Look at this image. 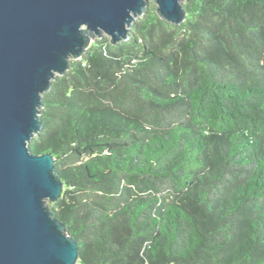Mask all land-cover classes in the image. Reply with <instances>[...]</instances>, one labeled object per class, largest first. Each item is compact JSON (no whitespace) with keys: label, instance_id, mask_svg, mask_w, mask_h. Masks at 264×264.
<instances>
[{"label":"trees","instance_id":"obj_1","mask_svg":"<svg viewBox=\"0 0 264 264\" xmlns=\"http://www.w3.org/2000/svg\"><path fill=\"white\" fill-rule=\"evenodd\" d=\"M151 4L43 96L77 264H264V0Z\"/></svg>","mask_w":264,"mask_h":264},{"label":"water","instance_id":"obj_2","mask_svg":"<svg viewBox=\"0 0 264 264\" xmlns=\"http://www.w3.org/2000/svg\"><path fill=\"white\" fill-rule=\"evenodd\" d=\"M179 26L188 0H153ZM148 0H0V264H77L78 244L49 207L63 192L52 154L35 155L43 96L104 36L129 39Z\"/></svg>","mask_w":264,"mask_h":264},{"label":"rangeland","instance_id":"obj_3","mask_svg":"<svg viewBox=\"0 0 264 264\" xmlns=\"http://www.w3.org/2000/svg\"><path fill=\"white\" fill-rule=\"evenodd\" d=\"M151 4L155 5L154 1L153 0H148V5H151ZM104 37H106V36H104Z\"/></svg>","mask_w":264,"mask_h":264}]
</instances>
